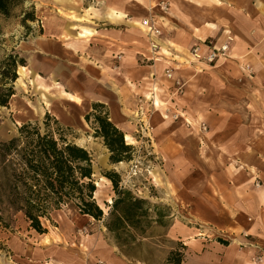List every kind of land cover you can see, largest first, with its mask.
<instances>
[{"label": "rangeland", "instance_id": "1", "mask_svg": "<svg viewBox=\"0 0 264 264\" xmlns=\"http://www.w3.org/2000/svg\"><path fill=\"white\" fill-rule=\"evenodd\" d=\"M180 1L181 8L178 16L170 17L172 21L182 29H188L196 34L200 33V30L204 31L199 27V24L207 20L206 22L209 24L205 27L208 29L209 37L205 40H218L220 34L215 36L218 31L216 22L220 17L217 7H223L222 2L227 1ZM247 1H250L258 12H264V0ZM157 9H159L158 3L153 11H157ZM168 9L170 6L167 2V9L161 13H168ZM27 13L32 15V20L24 21V14ZM58 15L68 22L74 21L70 20L69 16L62 15L60 10ZM130 23L128 22L127 27H120L117 22L112 20L108 27V30L112 31L123 30L120 32L127 33L137 42V44L123 46L124 50H132V47H136L135 50L129 52L136 57V60L129 70L127 83L124 81L126 87L122 89V96L128 100V106L123 111L124 122L128 125L125 133L122 132L123 140L131 147V150L128 158L113 164L109 160L110 153L104 146L103 139L95 135L98 125L94 119V116L97 115L106 116L111 122L108 102L112 101L104 102V104L96 102L100 95L103 99L109 96V91L103 86L94 87L92 83L95 81L88 76L75 74L73 71L69 74L62 67L60 74L52 73V71H48V67H44V54L40 50V41L44 37L42 35L44 31V0H23V3L16 6L8 17L0 15V73L6 69L2 62L9 55H13L15 56V75L17 77L14 82H11L9 72L7 74L10 76L6 80L2 79V75H0V94L10 88L13 91L6 107H0V142H8L17 137L18 129L24 124L37 123L43 129V123L48 116L46 122L51 132L55 133L56 127L67 129L64 134L67 141L89 153L96 185L94 199L105 213H107V209L104 204L111 203L114 194L110 182L103 177V173L115 172L119 175L122 189L147 201L150 206L157 207L163 217L160 225L152 224L145 231L143 238L137 237L136 241L126 249L128 257L116 247L113 238L105 230L103 221L85 219L71 205L52 211L48 220H41L42 226L46 230V233L42 235L51 236L55 243L65 249H79L82 257H88L83 254L87 255L93 249L94 234L97 237L103 236L108 244H112L116 248L118 257L125 264H171L168 262L170 253L182 252L180 246L186 247V250L183 251L184 258L181 264H223L224 251H216V246L220 248L231 246L238 251L243 249L247 252L252 264H264V41H262L264 33L255 37L259 40L257 44L251 46L250 54L246 53L241 56L242 58L220 60L211 66L193 64L192 62L189 64L191 46L184 51L169 45L168 47L177 49L176 54L171 55L170 58H174L173 64L179 68L178 73L182 75V78L188 79L196 73L193 80L179 79L184 84V92L171 105L168 97L172 90V83L163 77V70L157 72L156 79L153 75L154 78L151 79V82L146 80L150 71L147 66H151L153 63L148 60L152 57L149 53L150 45L148 46L144 42L145 37L140 31L129 26ZM76 24L84 27L92 25L78 22ZM78 25H76V29L66 31L67 24L62 23L61 41L68 47L70 53L72 52L71 54H75L78 50L81 51V55L85 54L83 62L85 65L93 67L91 62H93L94 55L88 53L87 56L86 51L84 52V49L88 50L87 43H85L87 40L74 37L75 33L81 30ZM169 31L170 29L166 27L163 35L157 38V41L161 38L164 40V36L166 38ZM92 35L94 33L89 37ZM201 43L202 41H198V44ZM244 50L243 47V50L238 54L240 55ZM105 53L102 51V56ZM232 54L233 52L230 53V55ZM124 55V51H115L114 49L109 51L107 57L112 58L111 61L115 64L113 69L119 67ZM169 61L171 62V60ZM246 65L251 68V74L244 70ZM190 66H194V68L188 69ZM226 67H230L228 76L232 75V80L227 83L239 92L237 93L235 90L230 92L231 96L226 95L230 90L225 84L224 87L221 85V88L223 87L221 92H227L224 95L208 94L204 90L202 73L208 75L210 70L221 71V68ZM55 83H58L60 88ZM153 86L157 89L156 99L159 107L156 104L152 105L149 101V94L154 88ZM187 90V97L197 104L195 109L192 108L193 111L188 110L186 106V108L179 106V100ZM64 92L71 95H75L76 92L80 101L67 97ZM113 94L116 96L118 93L114 92ZM114 96H112V100H115ZM226 98L237 100L233 108L222 105L223 99ZM166 102L167 104H165ZM95 104L102 106L94 110ZM199 105H202L201 108H206L204 109L206 113L200 112L203 109ZM168 106L175 107L179 115L188 119L190 126H187L183 119L177 121L184 122L186 129L194 133V136H197L205 144H207V139L212 137L213 141H209L211 148L207 150L206 155V163L210 165L217 164V162L222 163L223 158L226 157L224 153L228 152L223 146L224 141L222 140L228 135L226 133L225 135H216L217 130L215 129L220 124L218 125V120L211 119V117H228L230 115L239 117L235 137L228 142L233 147L238 159L234 157L228 163L238 164L240 170L233 172L225 170L224 179L225 183L235 180L236 185L240 186L237 188L238 194H235L242 201L240 204H219V210H214L210 214L211 218L202 219L197 217L195 209L191 210L190 206L185 207L170 202L169 193L173 191L169 179L168 161L166 156L160 157L156 152L154 127L151 122L157 116L166 121L177 122L164 112ZM87 115L89 117L86 120ZM200 123L206 125L205 133L200 132ZM206 137L208 138L206 139ZM217 144H221V146H217ZM203 174L209 175L210 180H213L211 177L216 173L208 171ZM237 190H234L235 193ZM255 198L257 199L256 204L252 203ZM221 200L219 199V201ZM243 207L247 208L245 210L248 212L253 209V213L251 212L250 216L242 222L244 227H240L238 215L239 211L244 209ZM42 235L30 230L21 214L3 216V220L0 222L1 259H9L12 248L21 242L30 243ZM254 249L255 252L251 251ZM98 262L106 264L101 259L96 260L94 264Z\"/></svg>", "mask_w": 264, "mask_h": 264}, {"label": "crops", "instance_id": "2", "mask_svg": "<svg viewBox=\"0 0 264 264\" xmlns=\"http://www.w3.org/2000/svg\"><path fill=\"white\" fill-rule=\"evenodd\" d=\"M223 1H227L222 2L223 7H217L220 17L216 22V29L218 31H216L215 36L217 37L220 34L218 38L220 42L227 33L230 34L234 38L231 50L233 54L230 55L231 59L236 57L240 58L246 53L250 54L251 46L255 43L257 44L259 40L255 37L258 34L264 33V12L259 11V13L257 8L247 0ZM167 2L170 6L168 13H161L160 4H167ZM157 3L159 9L153 11ZM180 5V0H44V31L42 34L44 37L40 41V50L44 54V67H48V71L50 70L52 73L57 74L61 73L62 67L69 74L73 71L75 74L88 76L91 80L95 81L91 83L96 88L101 86L105 87L109 91L108 93H110L108 94L109 96L103 99L102 95H100L96 99V102L104 104V102L112 101L108 102L111 122L117 129L125 133L128 125L124 122L123 111L128 106V100H125L126 97L122 96V89L126 87L125 83H127L129 70L136 60V57L129 52L135 50L136 47H132V50H124L123 46L133 43L137 44V42L134 40L135 38L130 37L127 33L120 32L123 30L117 32L108 30V27H110L112 20L117 22L120 27H127L128 22H131L129 26L144 35V42L148 46L152 39L148 34V30L141 26L140 22L142 20H151L155 27L159 28L161 35H163L166 27L169 28L168 36L166 38L164 36V40L162 38L158 41L157 39H155L156 41L154 40L159 46L156 52L158 58H153L152 56L154 60H152L153 63H151V66H147L150 71L148 72L149 77L146 80H150L148 82H151V76L154 75L156 79L157 72H161V70L164 72L168 68L172 69L175 79L182 80V75L178 73L179 68L174 66V58H170V56L176 54V47L186 51L188 47L191 46V49L194 45L198 44V41H206L205 39L209 36L208 29L205 26L209 23L206 22L207 20L200 23L199 27L203 28L204 31L200 30V33L198 32L196 34H193L188 29H182L181 26H178L171 19L174 15L178 16L179 9L181 8ZM224 5L228 7H224ZM59 10L62 12V15L69 16V19L74 20L73 22L75 23L62 19L58 15ZM77 22L84 25H92L84 27L76 24ZM62 23L67 24L66 31L76 29V25L81 28L79 32L75 33L74 37L85 38L87 40L85 43H87L88 50L84 49V52L86 51L87 56L88 53L94 55L92 58L93 62H91L93 63V67L85 65L83 62L85 60V54L84 56L81 55V51L79 50L75 54H71L72 52L70 53L68 47L61 41L63 33L61 30ZM93 33L94 35L89 37ZM169 45L175 48L168 47ZM243 47L245 50L239 55L238 53L243 50ZM113 49L115 51L125 52L122 58L123 60L119 63V67L114 69L113 66L115 64L111 61L112 58L107 57L109 51H113ZM102 51L107 54L105 53L102 56ZM188 60L189 64H192L191 60ZM191 68H194V66L188 67V69ZM229 69L230 67L221 68V71L213 69L207 73L208 75L202 73L204 90L210 95H224L227 92L221 91L226 84L227 89L229 88L230 90L226 95L231 96L230 92L235 90L238 93L239 91L237 89H234L232 85L227 83L232 80V75L228 76ZM195 76L196 73L188 77V79L185 77L184 79L187 81L189 79L193 80ZM55 84L59 86L58 83ZM221 85L223 86L222 88ZM114 92L121 95L119 96L117 94L116 97L113 94ZM187 93L188 90L180 98L179 106H182V108L187 107L191 111L192 108L195 109L197 104L191 98L187 97ZM64 94L78 102L80 101L76 92L75 95L67 94L66 92ZM112 96H114L115 100H112ZM236 102L237 100H229L226 98L223 99L222 105L233 108ZM155 104L159 107L157 99H155ZM201 109L203 110L200 112L203 114L206 108L202 107ZM206 111L210 114L208 110ZM212 117L211 119L218 120L217 123L218 125L220 124L215 129L217 130L215 132L216 135H225V133L228 135L222 139L224 141V143L222 141L223 146L228 150V152L224 153L226 157L223 158L222 163L217 162V164L212 165L206 163L207 150L211 148L209 141H213L212 137L210 139L206 137L207 144H205L197 136H194V133H191L184 126V122L188 121V119L183 117L184 122H172L157 116L151 121L154 127L156 152L160 157L166 156L168 161L169 179L171 180V189L173 191L169 193L170 202L175 205L190 206L191 210L195 209V212L198 214L197 217L202 219L211 218L210 214L216 209L219 210V204H240L242 202L238 195H235L238 194L237 188H240V186L236 185L235 180H230L228 183H225L226 181L224 179L225 170L227 172L240 170L238 169V164L228 163L234 157L238 159L233 147L228 142L235 137L239 117L235 115ZM217 146H221V144H217ZM208 171L216 173L211 177L213 180H210L209 175L203 174ZM244 172L246 173V171ZM234 190H237L236 193ZM219 199L222 200L219 201ZM256 202V198L255 201L252 200V203L256 204ZM243 208V210L239 211L240 213L238 215L241 224L240 227H244L242 222L250 216L249 214L251 212L253 213V209L250 210L251 212H248L246 211L247 208ZM103 231H105L104 228ZM199 243L203 247L202 243ZM92 246L93 249L87 255L83 254V256L88 257H82L79 249H65L58 245V243H55L51 236L42 235L30 243L21 242L12 248V254L9 259H1L0 257V264H94L99 259L106 264H125L118 257L116 248L112 244H108L103 236L97 237L94 234V243ZM215 250L220 252L224 251L222 258L223 264H252L247 252L243 249L238 251L231 246L223 248L216 246ZM251 251L255 252V249Z\"/></svg>", "mask_w": 264, "mask_h": 264}, {"label": "trees", "instance_id": "3", "mask_svg": "<svg viewBox=\"0 0 264 264\" xmlns=\"http://www.w3.org/2000/svg\"><path fill=\"white\" fill-rule=\"evenodd\" d=\"M22 3L23 0H0V15L8 17ZM23 19L32 20V15L24 14ZM2 63L6 66L0 73L2 79L11 74L9 79L14 82L15 56L9 55ZM12 95L11 88L0 94V107H6ZM101 106L95 104L94 110ZM94 119L98 125L95 135L103 139L110 162L115 164L128 158L131 147L124 143L123 133L106 116L97 115ZM47 120L48 116L43 129L37 123L24 124L17 137L0 142V222L3 216L21 214L28 228L42 235L46 230L41 220H48L52 211L71 205L81 216L103 221L116 247L128 257L126 249L136 238H143L152 224L162 223L161 213L157 207L122 189L115 172L103 173L114 194L111 204H104L105 213L94 199L96 185L89 153L67 141L64 135L67 129L56 127L55 133L51 132ZM180 247L182 252L170 253L169 263H182L186 247Z\"/></svg>", "mask_w": 264, "mask_h": 264}, {"label": "built area", "instance_id": "4", "mask_svg": "<svg viewBox=\"0 0 264 264\" xmlns=\"http://www.w3.org/2000/svg\"><path fill=\"white\" fill-rule=\"evenodd\" d=\"M161 11H165L167 9V4L161 3L160 4ZM141 25L148 29V34L151 36V41L149 43L150 50L149 53L155 57L156 52L158 51V44L154 42L155 39L159 38L161 36L160 30L155 27L153 22L151 20H142ZM234 38L230 34H226L222 41H214V40H208L204 41L201 44H196L190 49V57L191 62L193 64H203L207 66L214 65L215 63L219 62L220 60H228L231 59L230 53L233 47ZM150 61L154 60L152 57L148 59ZM244 70L251 74V68L249 65H246L244 67ZM163 77L172 83V90L169 94V103L173 105L175 102V99L180 97L183 94L184 84L179 80L175 79L173 77V71L172 69H165L163 72ZM154 76H151V79H153ZM154 87V86H153ZM150 98L149 101L152 105L155 106V99L157 95V89L154 87L150 91ZM167 104V102L165 103ZM166 106V105H165ZM167 116L173 120L177 121L178 119H182L183 117L178 114V111L175 109V107L168 106L164 111ZM185 124L187 126H190V123L188 121H185ZM199 130L200 132L205 133L207 130V127L204 123L199 124ZM96 264H102L100 262Z\"/></svg>", "mask_w": 264, "mask_h": 264}, {"label": "bare ground", "instance_id": "5", "mask_svg": "<svg viewBox=\"0 0 264 264\" xmlns=\"http://www.w3.org/2000/svg\"><path fill=\"white\" fill-rule=\"evenodd\" d=\"M153 7V6H152ZM142 26V25H141ZM145 28V27H144ZM145 29H147V28H145ZM148 30V29H147ZM72 99V98H71ZM126 139V138H125Z\"/></svg>", "mask_w": 264, "mask_h": 264}, {"label": "water", "instance_id": "6", "mask_svg": "<svg viewBox=\"0 0 264 264\" xmlns=\"http://www.w3.org/2000/svg\"><path fill=\"white\" fill-rule=\"evenodd\" d=\"M108 204H111V203H108Z\"/></svg>", "mask_w": 264, "mask_h": 264}]
</instances>
